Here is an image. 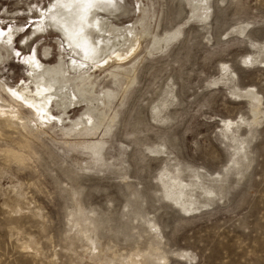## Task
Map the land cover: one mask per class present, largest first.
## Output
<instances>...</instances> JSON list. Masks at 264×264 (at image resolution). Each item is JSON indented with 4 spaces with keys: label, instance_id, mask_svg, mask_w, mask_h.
<instances>
[{
    "label": "rangeland",
    "instance_id": "obj_1",
    "mask_svg": "<svg viewBox=\"0 0 264 264\" xmlns=\"http://www.w3.org/2000/svg\"><path fill=\"white\" fill-rule=\"evenodd\" d=\"M50 1L0 0V26H28L0 61L9 87L27 78L29 59L59 64L62 37L30 35ZM116 1L117 13L96 17L113 34L133 30L140 48L122 65L134 68L125 92L126 79L118 87L109 74L115 65L95 73L96 92L118 89L99 130L76 134L85 104L67 109L64 125L40 128L1 94L29 123L0 117V264H264V0H207L198 11L195 0ZM107 26L96 32L100 58L128 43ZM69 58L78 59L68 49L80 78ZM227 119L250 123L236 131L239 144L223 135ZM167 171L200 179L212 198L198 189L197 210L185 212L166 198Z\"/></svg>",
    "mask_w": 264,
    "mask_h": 264
},
{
    "label": "bare ground",
    "instance_id": "obj_2",
    "mask_svg": "<svg viewBox=\"0 0 264 264\" xmlns=\"http://www.w3.org/2000/svg\"><path fill=\"white\" fill-rule=\"evenodd\" d=\"M194 3H196L195 11H198L200 7L207 8V0H195ZM205 9L201 11H207ZM118 10L119 4L116 0H51L49 9L39 10L41 17L33 25L30 35L36 36L43 32L48 34L51 33V30H53L52 32H54V34H59L63 39L60 42L58 41L61 49L59 53V64L51 66L38 58L29 59L26 64L29 66L30 70L27 72V78L22 79L20 85L9 87L0 79V102L6 103L1 94L4 93L9 96L12 103L16 105L14 107H25L31 111L33 126L40 128H43L42 126L54 127L55 125H64L68 120L67 109L74 107L72 105L75 104H85L87 109L84 113V119L78 123H74L78 132L76 134H79V136L83 133L91 135L90 130H99L104 124L109 111L112 109L118 89H108L107 92L102 90L101 94L96 92L95 88L98 84L99 77H97L95 73L98 70L105 69L110 64L115 65L112 70H109V74L113 76L118 87L121 86L120 75L122 78L126 79V83L122 85V92H125L133 83L134 75L132 76V73H134V68L132 67V69L128 71L122 65L136 54L140 48L139 36L136 35L133 30H124L121 32V29H117V32L113 34L110 30V21L106 18L96 17V14L101 12L111 15L117 13ZM137 12L142 13L141 7L135 11V14ZM112 17L115 19L113 15ZM104 21L108 23L106 27L107 30L104 33L109 37L115 38V40L125 39L127 37L128 43L125 45V48H120L111 52L113 54L109 53L100 58L97 56V52L102 42L97 41L96 32L98 30L101 31ZM115 26L117 28V25ZM20 29L21 27L11 26L8 31L5 29L3 38L1 37L3 35H0V51L5 50L7 52V56L0 53V61H8L10 57H12L11 47L14 44L15 37L21 33ZM166 41L167 40H165V43ZM64 42L66 43L65 45ZM24 44L26 45L27 43ZM46 49L48 51L50 48L47 47ZM68 49L78 57V59H69L76 65V71L83 73L80 78L74 79L72 77V72L69 69L70 66H68L66 62ZM243 59L245 60L246 58ZM248 59L250 58L248 57ZM227 70L226 68V73H228ZM228 80L229 78L225 79L222 81V84L227 85V82H229ZM258 97L259 96L255 93L250 95L251 103L258 102L260 106ZM2 105H0V117L11 121H22L21 125L23 127L28 126L29 119L24 120L21 117V110H15L12 106L13 104L11 107H3ZM162 105L166 107V102ZM54 107H57V113L54 112ZM100 107L104 109L101 110ZM253 113L257 116L259 114V108H253ZM111 120H114L113 117ZM258 120L254 119L253 122ZM244 125L249 126L250 123L248 124L244 119L241 121L232 119L223 120V135L231 142H237L239 144L240 142L236 140L235 133ZM72 130L73 128L70 131L72 132ZM79 144L83 146L87 145L86 142H79ZM242 144L243 143H241V145ZM236 150H240V148H236ZM238 153L240 154L241 151ZM198 177L201 178L200 176ZM161 180L162 186L165 189L166 198L169 201L187 213L197 210V208L194 207L193 200L196 191L198 189H201V191L203 190V184L200 182V179L199 183L197 181L190 183L184 181L180 173L167 171L162 174ZM204 192L209 199L212 198L214 194L213 190H205ZM74 224H76L77 227H73H81L80 222H75ZM84 227L85 226H83V228ZM85 235H87V240L89 239V242L93 245L90 235L88 236V231H86ZM152 257L155 258L154 255ZM142 258L143 256L131 257L127 263L143 264Z\"/></svg>",
    "mask_w": 264,
    "mask_h": 264
},
{
    "label": "snow or ice",
    "instance_id": "obj_3",
    "mask_svg": "<svg viewBox=\"0 0 264 264\" xmlns=\"http://www.w3.org/2000/svg\"><path fill=\"white\" fill-rule=\"evenodd\" d=\"M37 2L39 3V0H37ZM7 25L4 26H0V35L4 34L5 28H7ZM28 28V26L26 25L25 28H21L20 31L21 32H25L26 35V29ZM20 43H24V40H21ZM20 53H17V55H19Z\"/></svg>",
    "mask_w": 264,
    "mask_h": 264
}]
</instances>
